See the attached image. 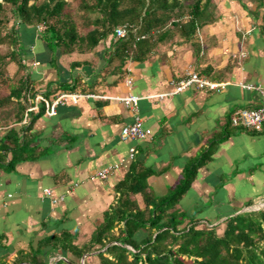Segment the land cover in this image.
Returning a JSON list of instances; mask_svg holds the SVG:
<instances>
[{"label": "crops", "instance_id": "0c3cea01", "mask_svg": "<svg viewBox=\"0 0 264 264\" xmlns=\"http://www.w3.org/2000/svg\"><path fill=\"white\" fill-rule=\"evenodd\" d=\"M213 2L211 23L188 38L174 30L143 60L112 57L114 35L91 51L62 53L43 38L40 26H18L21 64L14 62L9 76L13 86L20 78L28 81L20 98L28 108L40 94L49 101L62 92L83 95L58 105L54 114L40 102V114L34 109L28 116L27 108L15 124L20 129L32 122L23 151L28 157L0 166V261L100 264L99 252L108 244L93 245L78 257L67 240L78 248L90 246L109 218L115 226L108 237L120 234L125 220L115 215L121 211L146 223L134 235L137 242L154 236L148 224L155 206L178 189L192 166L190 185L168 210L182 218L181 227L196 224L222 233L228 218L264 209V125L253 131L231 124L235 110L263 102L258 90L246 87H264L261 20H254L239 0ZM187 71L226 84L175 92ZM5 87L2 95L8 96L11 88ZM128 94L143 97L136 111L98 97ZM16 106L0 109V137L7 143L9 126L1 115ZM136 118L151 134L123 139V126ZM103 169H109L105 179L97 176Z\"/></svg>", "mask_w": 264, "mask_h": 264}, {"label": "trees", "instance_id": "16d2710c", "mask_svg": "<svg viewBox=\"0 0 264 264\" xmlns=\"http://www.w3.org/2000/svg\"><path fill=\"white\" fill-rule=\"evenodd\" d=\"M239 1L254 20H261L259 28L264 36V0ZM215 8L213 0H0V88H11L8 96L0 95V109L17 104L15 112L5 115L3 122L9 126V143L0 137V166H12L28 157L23 151L29 144L25 136L32 122L20 129L15 127L28 108L20 99L28 89V81L20 78L13 86L8 74L12 62L21 64L17 50L20 24L40 26L43 38L62 53L91 51L114 35L117 27L125 26L124 37L114 35L112 54L125 62L129 57L143 60L176 29L191 37L199 27L214 20ZM43 109L41 106L38 114ZM31 113L32 110L27 111L28 116ZM8 152L12 154L7 161ZM205 154L201 162L205 161ZM194 167L178 189L155 206V216L148 224L151 230H156L154 236L151 233L143 242H137L134 235L146 223L138 215L129 216L121 211L119 216L115 215L116 220H125L120 234L108 237L115 226L109 218L94 234L90 246L78 248L72 240H67V248L82 257L93 245L98 244L102 249L108 244L99 252L100 264H264V209L228 218L222 233L216 227L203 228L196 224L181 227L182 218L174 211L168 212L190 185ZM139 190L142 189H134ZM0 264L5 262L1 260Z\"/></svg>", "mask_w": 264, "mask_h": 264}, {"label": "built area", "instance_id": "2783aa9c", "mask_svg": "<svg viewBox=\"0 0 264 264\" xmlns=\"http://www.w3.org/2000/svg\"><path fill=\"white\" fill-rule=\"evenodd\" d=\"M114 35L116 37H124L126 35V27L120 26L115 29ZM226 83L212 81L205 77H202L199 73L194 71H187L184 78L176 83L175 92H180L188 87L194 86L199 89L217 90L225 86ZM247 88H253L258 90L263 102L256 107L238 108L235 110L231 117V124L235 127H239L246 130L260 131L264 125V87L248 84ZM83 94L74 92H62L53 101L47 100L43 95H37L35 97V106H30L28 110L39 109L38 103L43 102L46 106V111L49 114H54L56 108L60 104H64L68 99H77ZM94 96V95H92ZM97 96V95H95ZM164 96L163 94L159 95ZM98 97L116 99L125 104V106L133 111H136L140 100L143 98L139 95H99ZM151 134V130L146 128L143 121L140 118H136L133 123L123 126L121 130V137L123 139H143ZM134 152V149H131ZM133 155V153H132ZM109 174V169H103L97 173V176L101 179H105ZM45 194L48 197L52 196L50 189H45ZM63 197L53 199L54 202L62 200Z\"/></svg>", "mask_w": 264, "mask_h": 264}, {"label": "rangeland", "instance_id": "374dc122", "mask_svg": "<svg viewBox=\"0 0 264 264\" xmlns=\"http://www.w3.org/2000/svg\"><path fill=\"white\" fill-rule=\"evenodd\" d=\"M15 65H14V62H12L10 65H9V70H8V74H14L15 73ZM8 91V88L7 87H5V86H3V87H1L0 88V95H2V93H6ZM3 96V95H2ZM9 107H11V105H9ZM12 110H13V108H12ZM5 115H1V117H3L4 119H5V117H4Z\"/></svg>", "mask_w": 264, "mask_h": 264}]
</instances>
